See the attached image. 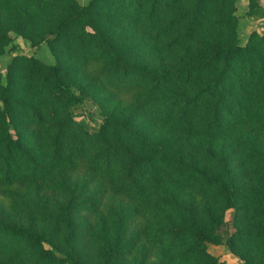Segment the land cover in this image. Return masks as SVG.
<instances>
[{
	"label": "trees",
	"instance_id": "obj_1",
	"mask_svg": "<svg viewBox=\"0 0 264 264\" xmlns=\"http://www.w3.org/2000/svg\"><path fill=\"white\" fill-rule=\"evenodd\" d=\"M239 2L0 0V57H54L0 72V264H226L230 212L229 251L264 264V32L242 41Z\"/></svg>",
	"mask_w": 264,
	"mask_h": 264
},
{
	"label": "rangeland",
	"instance_id": "obj_2",
	"mask_svg": "<svg viewBox=\"0 0 264 264\" xmlns=\"http://www.w3.org/2000/svg\"><path fill=\"white\" fill-rule=\"evenodd\" d=\"M78 1L81 4H86L88 2V0ZM238 13L243 20L244 10L240 8ZM16 54L34 55L43 62L54 63V57L50 53L45 43L41 44L38 48H33L30 47V43L24 38L13 36L11 44L6 49V53L2 57H0V72L3 73L2 76H4L6 65L8 64L11 56ZM76 118L85 121L90 126H93L98 121H100L101 116L96 112V110L92 106L85 103L84 108L80 112H78ZM231 217L232 212L227 215L224 223L218 229V232L222 238V242L218 245H208V250L211 254L219 257L220 260L225 261L226 264H242V260L237 256L233 255L226 245L229 236L234 231Z\"/></svg>",
	"mask_w": 264,
	"mask_h": 264
},
{
	"label": "crops",
	"instance_id": "obj_3",
	"mask_svg": "<svg viewBox=\"0 0 264 264\" xmlns=\"http://www.w3.org/2000/svg\"><path fill=\"white\" fill-rule=\"evenodd\" d=\"M259 8L253 15L244 18L240 22L241 26V38L245 40L247 34L255 29L259 32H264V0H258ZM242 8L244 12L247 10V4L245 0H240L238 3V12Z\"/></svg>",
	"mask_w": 264,
	"mask_h": 264
}]
</instances>
